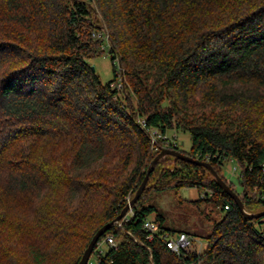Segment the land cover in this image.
<instances>
[{
	"label": "trees",
	"instance_id": "trees-1",
	"mask_svg": "<svg viewBox=\"0 0 264 264\" xmlns=\"http://www.w3.org/2000/svg\"><path fill=\"white\" fill-rule=\"evenodd\" d=\"M106 48L103 82L89 60ZM173 128L190 151L167 140ZM164 148L226 181L235 161L231 187L247 212L264 211V0H0V264H68L73 242L79 264ZM182 187L204 188L190 201L222 212L202 249L151 199ZM132 213L100 238L118 242L100 264H264V216L247 217L204 165L166 155ZM146 218L193 247L150 241Z\"/></svg>",
	"mask_w": 264,
	"mask_h": 264
},
{
	"label": "rangeland",
	"instance_id": "rangeland-1",
	"mask_svg": "<svg viewBox=\"0 0 264 264\" xmlns=\"http://www.w3.org/2000/svg\"><path fill=\"white\" fill-rule=\"evenodd\" d=\"M103 51L104 52L101 55L95 56L89 61L92 66L95 67V70L101 77V80L103 82H108L114 76V61L111 54L109 53L108 48ZM116 62L118 61L116 60ZM117 77L118 82L116 83V85L118 84V86H120L124 92V78L120 70L117 72ZM167 136V140H175L176 142H178L182 150L190 151L192 147V140L189 132L176 130L173 128L167 132ZM156 139L157 138H154L155 141ZM239 171L240 168L235 161L229 160L225 162L223 172L227 177V182L231 184L230 182L232 180L236 184L238 190H240V185L237 182V175L239 174ZM204 194V188L182 187L178 189V191L176 189L166 190L162 192L153 191L151 195L152 201L155 202L159 209H161L166 214L172 224L176 226L180 225L181 228L189 227L193 229L194 232L198 233L197 247L199 248L204 247L206 243L205 237H203L201 234L208 235V232L210 231L212 226V219H219L222 215L220 208H216L215 205H213V203L211 202L201 201L199 202L197 207L190 201L203 197L205 196ZM15 213L19 215L22 214V211H19L17 209L15 210ZM152 216L154 218V215ZM79 246L80 245H78V243L73 242L72 246L70 247V257L67 258L68 260H70L68 264H71L72 261H74L80 254ZM107 247V244L103 245L104 250L107 249ZM16 250V252L19 251V253L22 255L26 254L24 248H19ZM27 261V263H29V260ZM91 262L92 264H95L97 262V258L94 254L91 257Z\"/></svg>",
	"mask_w": 264,
	"mask_h": 264
},
{
	"label": "water",
	"instance_id": "water-1",
	"mask_svg": "<svg viewBox=\"0 0 264 264\" xmlns=\"http://www.w3.org/2000/svg\"><path fill=\"white\" fill-rule=\"evenodd\" d=\"M92 69L95 70V67L92 66ZM173 155L174 157H177L179 159L188 161V162H192V163H197L200 165H204L206 167H208L212 174L214 175L215 179L217 180V182L219 183V185L236 201V203L238 204V206L240 207V209L244 212V214L249 217V218H254V217H260V216H264V211L258 212V213H249L246 211L243 201L241 199V197L238 195L237 192H235V190L231 187V185L223 179V177H221L219 175V173L213 168V166L211 165L210 162L208 161H204L198 158H195L193 156H190L188 154L183 153L180 150L177 149H168V148H164L157 156L156 158L152 161L151 163V167L149 168V170L147 171L146 177L143 180L142 184L140 185L139 189L137 190L136 194L134 195V197L125 205V207L123 208L122 212L116 217V219L112 222L107 223L106 225H104L103 227H101L96 234L93 236V238L91 239L88 247L86 248V250L83 253V256L79 262V264H88L89 260L94 252V249L98 243V241L100 240V238L110 229L112 228V226L116 223L121 221L131 210V208L135 205L136 201L138 200V198L141 196V194L143 193L147 181L149 179V174L152 170V168L155 166V164L157 163V161L161 160L162 158L166 157V155Z\"/></svg>",
	"mask_w": 264,
	"mask_h": 264
},
{
	"label": "built area",
	"instance_id": "built-area-1",
	"mask_svg": "<svg viewBox=\"0 0 264 264\" xmlns=\"http://www.w3.org/2000/svg\"><path fill=\"white\" fill-rule=\"evenodd\" d=\"M153 142H155L154 138H153ZM236 169H237V167H236ZM225 207H226V209H229L228 205H226ZM132 214L133 213H132V208H131V210L124 217V219L127 220L129 218V216ZM117 223L119 224V226H122V221H119ZM143 224H144V228L148 232V239L150 241H154L156 239H162L163 243L166 244L167 248H169L170 251H172L178 255H181L183 251L193 247L194 238L192 236L188 235L186 232H180V233H177L175 235H171L170 233H162L160 231L159 224L154 219H151V218H146L144 220ZM104 244H107L108 246H112L115 248L118 247V242L116 241L114 235H112V234H109L106 237H104L103 239H100L98 241L95 249H94V252H93V254L97 258V262L95 264L101 263L100 257H101V255L104 254V251H105L103 249ZM199 249H202V247ZM88 264H92L91 258H90Z\"/></svg>",
	"mask_w": 264,
	"mask_h": 264
}]
</instances>
